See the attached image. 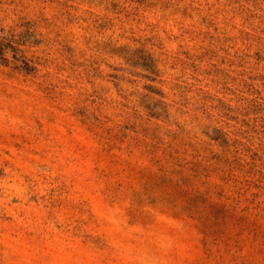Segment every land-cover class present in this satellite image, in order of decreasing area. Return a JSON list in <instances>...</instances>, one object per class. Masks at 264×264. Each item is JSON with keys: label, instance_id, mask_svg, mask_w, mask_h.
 Returning a JSON list of instances; mask_svg holds the SVG:
<instances>
[{"label": "rangeland", "instance_id": "obj_1", "mask_svg": "<svg viewBox=\"0 0 264 264\" xmlns=\"http://www.w3.org/2000/svg\"><path fill=\"white\" fill-rule=\"evenodd\" d=\"M0 264H264V0H0Z\"/></svg>", "mask_w": 264, "mask_h": 264}, {"label": "trees", "instance_id": "obj_2", "mask_svg": "<svg viewBox=\"0 0 264 264\" xmlns=\"http://www.w3.org/2000/svg\"><path fill=\"white\" fill-rule=\"evenodd\" d=\"M3 49L0 47V56L2 55Z\"/></svg>", "mask_w": 264, "mask_h": 264}]
</instances>
